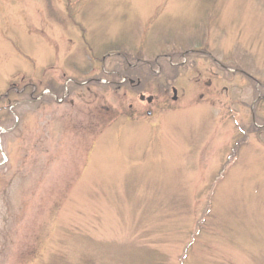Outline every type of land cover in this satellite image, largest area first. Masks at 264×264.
Returning a JSON list of instances; mask_svg holds the SVG:
<instances>
[{
	"label": "rangeland",
	"instance_id": "rangeland-1",
	"mask_svg": "<svg viewBox=\"0 0 264 264\" xmlns=\"http://www.w3.org/2000/svg\"><path fill=\"white\" fill-rule=\"evenodd\" d=\"M0 264H264V0H0Z\"/></svg>",
	"mask_w": 264,
	"mask_h": 264
},
{
	"label": "flooded vegetation",
	"instance_id": "flooded-vegetation-1",
	"mask_svg": "<svg viewBox=\"0 0 264 264\" xmlns=\"http://www.w3.org/2000/svg\"><path fill=\"white\" fill-rule=\"evenodd\" d=\"M192 51L193 52H198L197 50H194V49H192ZM200 52H204V51L201 50ZM122 61L124 62V64H126V68H129V69L131 68L132 69L133 67H136V69L138 68L140 70L138 73H144L145 72L147 74V69L145 67H139V66H137L138 63L133 64L132 62H130V60H128L127 56L126 57L124 56V60H122ZM103 63L105 64V61H103ZM111 74H113V72H111ZM149 74H150V72H149ZM122 75L121 74L114 75V78L119 79V77H120V79H122L120 81V83H122V81H123L124 83H127V85H129V87L134 88V89L135 88H139L141 86L142 80H141L140 77H138V79L135 80V79H133V78L127 76V75H125V76L124 75L122 76ZM116 81L117 80H115L114 82H116ZM108 82L111 83L112 81L108 80ZM175 90H177V89L175 87H173V91H175ZM143 96H145V95L142 93L140 95V98L143 101H147V102L151 103L154 100L153 96H148V97H151V100H149L147 96H146V98L143 99ZM148 113H150V111H148Z\"/></svg>",
	"mask_w": 264,
	"mask_h": 264
}]
</instances>
